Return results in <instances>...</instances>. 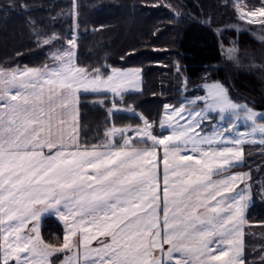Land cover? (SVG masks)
<instances>
[{"label": "snow or ice", "instance_id": "snow-or-ice-1", "mask_svg": "<svg viewBox=\"0 0 264 264\" xmlns=\"http://www.w3.org/2000/svg\"><path fill=\"white\" fill-rule=\"evenodd\" d=\"M243 9L235 0L241 20L264 25V4ZM52 58L59 63L44 70H0V264H54L52 257L71 252L73 244L75 259L64 264H247L242 226L250 188L234 187L243 183V175L212 177L240 162L241 150L233 153L218 143L264 146V123L258 122L264 114L233 103L222 86L213 84L206 95L179 108L165 106L160 127L170 134L163 138L153 135L143 119L142 128L113 127L106 134L113 141L119 135L122 144L81 148L73 109L77 94L122 97L140 72L113 69L105 76L96 69L89 74L73 64L70 49ZM113 109L120 111L115 103ZM241 112L250 122L246 133L225 135L235 124L212 134L204 130L213 114L221 121L225 114L239 120ZM127 132L151 144L137 148ZM161 146L162 183L155 159ZM188 151L191 155L182 154ZM52 209L69 224L60 247L44 243L35 224L24 231Z\"/></svg>", "mask_w": 264, "mask_h": 264}, {"label": "trees", "instance_id": "trees-1", "mask_svg": "<svg viewBox=\"0 0 264 264\" xmlns=\"http://www.w3.org/2000/svg\"><path fill=\"white\" fill-rule=\"evenodd\" d=\"M241 3L245 9H258L264 0ZM234 8L235 0H0V70L49 65V51L64 45L77 29L78 64L89 72L143 69V90L129 93L122 103L145 115L155 130L166 104L181 105L184 96L203 92L202 85L210 81L224 83L235 102L264 110V40L254 34L256 29L264 31V25L244 24ZM50 37L58 39L45 45ZM233 44L239 48L236 58L225 53V47ZM101 98L111 108L109 95H81V145H99L102 127L111 126L108 113L117 126L142 123L136 114L104 111L98 103ZM262 153L264 146L246 143L243 162L229 169L243 171L252 191L243 236L247 264H261L264 259ZM63 235L64 225L55 216L43 219L44 243L60 247ZM59 255L54 257L59 260Z\"/></svg>", "mask_w": 264, "mask_h": 264}, {"label": "rangeland", "instance_id": "rangeland-1", "mask_svg": "<svg viewBox=\"0 0 264 264\" xmlns=\"http://www.w3.org/2000/svg\"><path fill=\"white\" fill-rule=\"evenodd\" d=\"M243 10H246V9L244 8ZM238 18L240 19L239 14H238ZM241 21H242L244 24H246V25H249V24H250V23H248V22L245 21V20H241ZM251 24L261 25L260 23H251ZM236 27L241 28V29H242V28H246V26H244V25H239V26H236ZM254 34H255L258 38L264 40V31H262V29H260V30H259V29H256V30L254 31ZM78 38H79V30L76 29V30H74V32L71 34L70 39H68L64 45H58V46H55L54 48H52V49L49 51V59L52 58V54H53L54 52L61 51V50H69V49H70V50L73 52V61H72L73 64H74L76 67H78V68H83V69H85L84 67H81V66L78 64V60H77V52H78L77 41H78ZM70 40H74V42H75L74 45L69 44V41H70ZM225 53H226V55H227L228 57H230V58H231V57L236 58L237 55H238V53H239V48H238V46H237L236 44H233V45H231V46H227V47H225ZM53 61H54V62H53ZM58 63H59L58 61H55V60L52 58V62H51L48 66H46V67H44V68L54 67V66H56ZM29 68H32V69H40V70H41V68H38V67L33 66V67H28V68L18 69V70H16V71H19V70H25V69H29ZM113 69H116V70H119V71H133V70H137V69H138L139 72H140V75H139L138 77L134 78V79H133V80L127 85L128 90L124 92V94H123L122 97H121V96H113V94L110 93V92H109V93H103V94L109 95V97L112 99L113 105H114V103H115V107L120 109L119 112H125V113H130V114L134 115L133 112L129 111V109H134L133 106H132V105H125V103L123 104V103H122V100L124 99V97H126V95H128V94L131 93V92H140V91L143 90V86H144L143 69H142L141 67H112L111 70H110V72H109L108 74H111V72H112ZM43 70H44V69H43ZM85 70H86V69H85ZM99 70H100L105 76L108 75V74H105V73L103 72V70H101V69H99ZM89 74H92V73L89 72ZM19 78H20V77H18V79H19ZM213 84H219L220 86H222V87L226 90L227 96L229 97V99H230L233 103H235V104H237V105H240V106H246L248 109H251V110L255 111V112L258 113V114H264V110H259V109L251 108V107L248 106V104H246V103H244V102H241V103H240V102H235V101L233 100V97H232L231 92H230V90L228 89V87H227L224 83L219 82V81H210V82H206V83H204V84L202 85V87L204 88V91H203V92H201V93H197V94H195V95H190V96L186 95V96H184V98H183V102H182V104L179 105V106H174V105H172V104H166V106H170V107H171V106H174V107L179 108V107H181L182 105H184V103H185L186 101L194 100V99H196L197 97H200V96H204V95H206L207 86H209V85H213ZM88 93H91V92H88ZM82 94H87V93H84L83 91H80V92L77 94V97H76V103L73 105L74 115H75L76 124H77V128H76L75 131H77V132L79 133V135H78V140H79V142H80V102H81V95H82ZM93 94H96V93H93ZM101 101H102V102H101ZM107 101H108L107 99H105V98H101L100 100H98V103H102L100 106L104 109V111H108V112H109V109H110V111H111L112 113H114L113 105L111 106V108H109V109L107 108V106H106V103H108ZM117 113H118V112H117ZM134 113H135L136 115H138V116L140 117V119L142 120V123H141V124H138V125H124V126H117V125L114 124V120H113V119H115V117H114V118H113V117L111 118V117H110L111 114L108 113V114H109V119H108V121L111 122V123H110L111 126H110V127H107V128H106V126H103V127H102V128H103V135L99 137V138H100V140H99V142H100L99 145H97V146H92V147H87V146L81 145V143H80L81 148H85V147H87V148H89V149H93V148H94V149H97V150H108V149H105V148L102 147V146L106 145V144L109 143V142H119L120 144H122V140H121V138H120L119 135H117V136L115 137V140L113 141V138L107 136L106 134H107V133L110 131V129H112L113 127L117 128V129H127V128H129V127L133 128V129H135V128H142V127H143V119H147V120H148V118H147L145 115L141 114L140 112L136 111L135 109H134ZM212 117H213V115H212ZM225 117H226L225 120H224V121H221L220 118H219V116L217 115L216 118L213 119V121H212V123H211V127H210L209 129H206L205 131L208 132L209 134H212V130H213V129H219V130L223 131V129H224L225 127H231L233 124H235V129H234L232 132H230V133H225V135H229V136L235 138L239 133H246L247 131H250V122L247 121L246 119H244V114H243V112L240 113V119H239V120H236L234 117H230L228 114H225ZM164 118H165V110H164V113H163V115H162L161 121H162ZM106 119H107V118L105 117V118H104V122L106 121ZM211 119H212V118H211ZM148 121H149L150 124H151V130H152L153 135H156L158 138H163L164 136H167V135L170 134L168 128L161 129V127H160L161 121H160V123H159V130H155V129H154V127H155L154 123L151 122L150 120H148ZM258 122H259V123H264V122H262L261 120L258 121ZM71 123H72V116L69 115V116H68V125H67V129H66V131L68 132V135H71V134H72V132H71ZM101 126H102V125H99V127H101ZM126 135L132 137V140H133V142H134V144H135V147H137V148H147V147L151 144V141H147V143H141V142H140V137H138L137 135H135V134L132 133V132H127ZM65 139H67V136L65 137ZM257 139H258V137H257ZM244 144H246V143H243V144H241V145L243 146ZM217 146H218V147H221V148H223V147H230V148H232V150L234 151V147H236V146H238V145H234V144H232L231 141L229 140V141H225L224 143H218ZM156 151H157V156L155 157V159L159 161V166H158V169H157V170H158V172H160V174H161V181H162V173H163V159H162V157H163V147L161 146V147L158 148ZM182 154H184V155H189V154H191V152L188 151V152H184V153H182ZM234 158H235V157L232 156V160H234ZM161 159H162V160H161ZM214 163H220V161H215ZM215 176H217V175H213V177H215ZM213 177H212V178H213ZM246 187H249V188H250L249 185H247ZM240 190H241V189H240ZM251 192H252V191H251V189H250V200H249V201H251ZM228 195H229V194H228ZM249 201H248V203H249ZM167 247H168V246L165 245V248H167ZM67 253H68V252H61L59 256H62L63 254H67ZM56 258H57V257H54L53 260H55ZM67 259H69V257H66L64 260H61V261H60L59 263H57V264H64V261L67 260ZM71 259H72V258H71Z\"/></svg>", "mask_w": 264, "mask_h": 264}, {"label": "crops", "instance_id": "crops-1", "mask_svg": "<svg viewBox=\"0 0 264 264\" xmlns=\"http://www.w3.org/2000/svg\"><path fill=\"white\" fill-rule=\"evenodd\" d=\"M238 150H241V156H240V162L237 163L236 165L241 164L243 162V160H244V145L243 146L242 145H238V146L234 147L233 153H235ZM45 151H47V150L45 149ZM189 155H191V154H189ZM229 155L230 156H234L232 154H229ZM195 159H203V157H201V156H195L194 157V160ZM235 161H236V157L234 158V160H232V162H235ZM229 169L230 168H228V170L226 172H223L220 175H217V176L213 177V179L214 180H218V179L223 178L224 176H231V175L240 176V175H243L244 176L243 183H241L240 181H237V183H236V185H234V187L236 188L237 191H239L240 189H244L247 185H249V184H246V182H245L246 175H245V173L243 171H239V170H229ZM161 183H162V181H161ZM244 183L246 185H244ZM228 194L231 195L230 193H226V195H228ZM251 203H252V195H251V201H249V203H247V207L244 209L245 222H244V225L242 226L243 236H244V231H245V227H246V224H247L246 213H247V210L250 207ZM50 215L55 216L60 222L63 223V225H64L63 241H64L65 236L68 235L69 224L66 223L65 220L59 215V213L55 212L54 209L42 213L41 218H40V220L38 222H32V221H30L28 223V225H26L24 231L25 232H28L29 229L35 224V226L38 228L39 234L41 235V229H42L43 219L46 216H50ZM78 238H79V233H77L76 236L71 237V240L72 241H76ZM75 255H76V247H75V244H73L72 245V251L71 252H68L67 254H63L59 260H57V258L55 260H53L54 261V264L59 263L61 260H64L66 257L72 258L74 260L75 259ZM53 258H54V256L52 257V259Z\"/></svg>", "mask_w": 264, "mask_h": 264}, {"label": "flooded vegetation", "instance_id": "flooded-vegetation-1", "mask_svg": "<svg viewBox=\"0 0 264 264\" xmlns=\"http://www.w3.org/2000/svg\"><path fill=\"white\" fill-rule=\"evenodd\" d=\"M53 62H54V61H53ZM46 66H48V63H47V62L43 64V67H41V70L45 69L44 67H46ZM12 71H16V70H14V69H9V70H8V72H12ZM46 150H47V149H46Z\"/></svg>", "mask_w": 264, "mask_h": 264}]
</instances>
